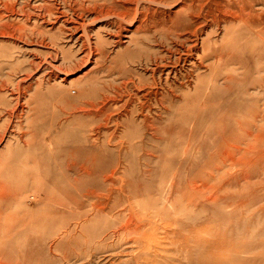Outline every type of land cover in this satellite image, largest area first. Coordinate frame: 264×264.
<instances>
[{
  "label": "rangeland",
  "instance_id": "obj_1",
  "mask_svg": "<svg viewBox=\"0 0 264 264\" xmlns=\"http://www.w3.org/2000/svg\"><path fill=\"white\" fill-rule=\"evenodd\" d=\"M218 1L0 0V217L56 218L44 264H264V0Z\"/></svg>",
  "mask_w": 264,
  "mask_h": 264
},
{
  "label": "bare ground",
  "instance_id": "obj_2",
  "mask_svg": "<svg viewBox=\"0 0 264 264\" xmlns=\"http://www.w3.org/2000/svg\"><path fill=\"white\" fill-rule=\"evenodd\" d=\"M139 1L142 2V4H143V2H148V3L157 4V5H160V6L161 5L162 6H164V5L167 6V2H168V0H139ZM251 1L252 0H220V1L216 2V4L219 7H222V8H225V9H233V10H236L235 12H233L234 15L232 17V20H233V24L234 23L237 24L236 26L239 29V32L237 33L238 36H244L245 35L246 30L244 32H241V29L243 28V26H245V24L247 25V22H248L246 20V18H245V15H244V12H245L244 4H249ZM123 4L125 5V3H123ZM122 7H123V10H122L123 12H119L117 10L112 9V10H109V11H107L105 13H106V15H109V16H112V17H116V18H120L122 15H124V11L126 9L125 6H122ZM154 14H156V13H154ZM168 16H172V15H168ZM109 19L111 20V18H108V21H109ZM152 19L154 21H156V23H159L160 22V19L163 20V18H159V16H157V15H154V17H152ZM164 21H167V19H164ZM124 22L125 21H123V23ZM126 23H127V21H126ZM151 24L149 26H151ZM174 24H175V26L177 25V27H180L182 29L185 28V25L182 22V20H176V22ZM85 28H83V29H85ZM150 29H154V28H152V26H151ZM159 29L157 27L152 32L151 31H149V32L151 34H153L154 36L155 35H158L159 38H160L159 40L162 41V42L168 43V42L172 41L174 38L177 37V34L172 35L173 33H171V34L169 33L167 36H163V35H161L162 33H160V30ZM133 30H135V29H133ZM176 39H178V38H176ZM152 40H153V36H152ZM164 57L165 56L155 55V59L156 60L158 59V60H161L162 61L164 59ZM101 95H102V97H107L106 94H104V93L101 94ZM95 98L96 97L93 96L92 93H90V99L85 104V107H84L85 110H86V108L87 109H90V111H86L87 112L86 114L88 116H91L92 115L91 114V112H92L91 109L95 107V102L97 101V99L95 100ZM85 110H82V111H85ZM249 135H252V134H249ZM67 185L70 186V188L72 189L73 193H71L70 191H65L64 192V194L66 195V197H65L66 200L64 201V203L61 206L65 208V207L70 206L71 204H75V208H78L79 207V204H80L79 199H78L79 198L78 197V192L80 190H82L85 185L83 183H80L78 179L71 180L70 183H68ZM258 185H260V184H258ZM18 186H19L18 188H22V187L24 188L26 186V183L25 182L24 183H21L20 182ZM0 200H1V196H0ZM2 203L4 204V202H2ZM16 204H18V202ZM12 209H14V208H12ZM20 210H21L22 214L20 216L15 217L11 221H8L7 223H4L5 222L4 221L5 219L3 220L2 217H0V264H30V261L33 260L34 256H32V260H30V259L28 260L27 257L25 258L24 257V254L22 253L25 249L21 250L22 246H19L18 245L20 239L25 238V240H27L28 237L31 238L30 239L31 242H32V240H34V241H36L37 244L40 245V252L41 253H40L38 259L40 260L41 263L44 264L46 262L45 256L43 254L44 244L49 239V235H50L49 232L50 231L46 229V226H43L42 225L41 226V229H40V234L38 233L39 234L38 236H33L31 234L32 233H35V232H38V228L40 226V222L42 221V217H44L43 222L49 221V220H55L56 218H53L52 215H48V214L47 215H40L39 214L37 216H29V215H27V214H29L28 211H26L25 209H22V208ZM62 211H61V213H62ZM77 218H78V213L77 212H69L68 215H64V213L60 214L59 218L57 219V220H59L58 225L55 226L54 230H60V229L65 228V226H67L69 224V221L75 220ZM10 219H11V217H10ZM49 224H52V223H49ZM76 227H77V225L76 224H73V225H71V228H69V229L66 230V234H67L66 235V240H65L66 242H69L71 240L70 237H73L72 236L73 235L72 232L76 230ZM76 234H77V232H76Z\"/></svg>",
  "mask_w": 264,
  "mask_h": 264
}]
</instances>
